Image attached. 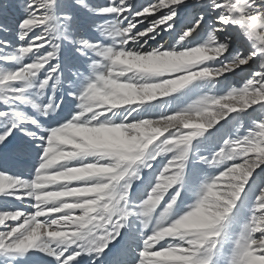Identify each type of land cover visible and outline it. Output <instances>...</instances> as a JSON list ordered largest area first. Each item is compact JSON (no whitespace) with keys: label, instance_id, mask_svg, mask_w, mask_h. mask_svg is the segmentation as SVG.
<instances>
[{"label":"snow or ice","instance_id":"1","mask_svg":"<svg viewBox=\"0 0 264 264\" xmlns=\"http://www.w3.org/2000/svg\"><path fill=\"white\" fill-rule=\"evenodd\" d=\"M3 15L0 264H264V0ZM69 44L89 71L61 96Z\"/></svg>","mask_w":264,"mask_h":264},{"label":"bare ground","instance_id":"2","mask_svg":"<svg viewBox=\"0 0 264 264\" xmlns=\"http://www.w3.org/2000/svg\"><path fill=\"white\" fill-rule=\"evenodd\" d=\"M20 3H23L24 0H19ZM106 0H87V3L91 5L93 8L101 7L105 4ZM134 2H140L144 3L146 0H134ZM8 0H0V5L7 6ZM88 12L86 9H79L78 15H86ZM97 19L96 17H91V19H87L84 24L89 23L93 20ZM84 24L76 28V31L74 32L75 37H88L90 35H95L94 30L88 31L85 29ZM143 25H140L142 28ZM4 27L10 28V31H4ZM18 31V26L10 21L7 17V15L0 16V36H2L4 39L11 41L13 44H16L17 38L16 33ZM155 45V42H150L149 46ZM148 47V46H146ZM65 55H66V61H65V67L64 71L62 73L61 79L62 84L59 88L58 95L66 96L67 92L69 91L71 84L73 80L75 79V75L77 72L86 73L89 70L86 68V61L83 57H80L78 53L75 52V48L73 45H66L65 48ZM235 82L237 86H239V80L238 78H235ZM69 101H71V97H67ZM26 139V138H25ZM2 227V226H0ZM12 264H27L26 261H13Z\"/></svg>","mask_w":264,"mask_h":264},{"label":"rangeland","instance_id":"3","mask_svg":"<svg viewBox=\"0 0 264 264\" xmlns=\"http://www.w3.org/2000/svg\"><path fill=\"white\" fill-rule=\"evenodd\" d=\"M88 12V11H87ZM79 16V18H80V20L81 21H83L84 23L85 22H87L86 20L87 19H91V17H92V15L88 12L86 15H78ZM83 23V24H84ZM83 24H77L78 26H81V25H83ZM77 25H74L75 27H78ZM142 28H143V26H142ZM153 46H155V45H153ZM43 119V118H42Z\"/></svg>","mask_w":264,"mask_h":264}]
</instances>
